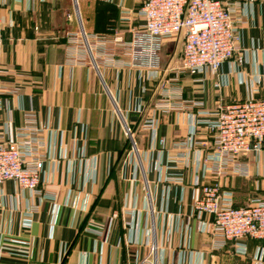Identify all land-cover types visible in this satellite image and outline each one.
Returning <instances> with one entry per match:
<instances>
[{"label":"crops","instance_id":"1","mask_svg":"<svg viewBox=\"0 0 264 264\" xmlns=\"http://www.w3.org/2000/svg\"><path fill=\"white\" fill-rule=\"evenodd\" d=\"M120 1L0 0V141L12 139L25 114L34 112L45 140L41 188L56 195L55 201L43 199L14 180L1 185L0 264H134L135 251L141 260L148 255L149 239L159 264H252L264 240L248 239L244 255L232 242L213 250L211 236L199 231L193 215L201 186L215 179L197 163L198 154L212 146L194 144L187 160L170 168L168 158L179 150L176 143L188 140L196 121L214 120L216 111L252 93L264 98V0H224L240 3L237 53L243 62L229 60L218 74L182 76L173 85L183 100L201 104L186 102V108L169 111L155 106L180 64L183 34L165 39L156 77L150 69L124 65L129 56L114 38L131 39L144 21L138 14L144 0ZM122 9L131 11L128 20ZM81 23L87 33L107 40L112 56L96 55L98 68L91 58L82 62L70 53ZM150 117L158 120L164 144L145 126ZM211 138L208 126L200 124L194 140ZM239 161L247 175L216 179L233 191L235 205L264 199V144ZM178 175L182 181L174 179ZM32 207L36 211L29 216ZM182 221L190 232L186 247Z\"/></svg>","mask_w":264,"mask_h":264},{"label":"built area","instance_id":"2","mask_svg":"<svg viewBox=\"0 0 264 264\" xmlns=\"http://www.w3.org/2000/svg\"><path fill=\"white\" fill-rule=\"evenodd\" d=\"M123 2L124 0L120 1L122 5ZM239 7V2L226 3L224 0H144L138 10L144 21L132 30L131 39L124 40L122 36L114 38L115 44L122 46L124 54L129 56L124 65L150 69L156 77L161 68L165 39L179 34H183L184 38L180 64L174 69V76L162 85V100L156 103L157 110H182L187 107L185 104L190 100H183L182 92L173 85L182 76L198 78L206 76L208 72L218 74L223 64L229 60L235 58L238 63L243 62V56L237 53L242 49L243 20L237 15ZM76 14L80 20L77 10ZM122 14L128 20L131 11L122 9ZM71 37H75L73 41L76 47L70 53H76L82 62L89 57L98 68L96 55L112 56L107 51V40L87 33L82 23ZM3 41V26L0 22V52ZM190 103L192 106L201 104L193 101ZM214 114V120L204 123L196 121L188 140L174 145L179 150L169 156L168 167L187 160L194 144L212 146L207 154H198L197 163L215 179L201 186V195L193 205V215L199 219V231L211 236L210 246L213 250L226 248L232 242L235 252L244 255L248 250V239L264 240V199L255 197L248 205L236 206L233 191L224 188L216 178L229 173H249L248 167L239 161V157L262 150L264 98L252 93ZM200 124L207 125L211 130V140H194ZM145 126L154 133L156 143L164 144L165 140L158 136V120L155 117L146 119ZM125 128L126 134L132 138L130 127L126 125ZM44 146L45 140L36 115L34 112H27L23 124L16 128L14 137L0 141V192L1 185L6 180H14L21 188L39 194L43 199L56 200L55 194L41 188ZM174 179L182 181L183 177L178 175ZM194 182L198 184L199 178ZM35 211L36 208L32 207L29 216ZM26 220V225H30V219ZM179 230L184 237L182 246H189L190 232L184 221ZM128 243L140 244L134 238H129ZM145 244L149 248L148 255L141 260L139 250L135 251L134 264H159L154 240L149 239ZM253 260L252 264H264V246L257 247ZM198 264L206 263L201 261Z\"/></svg>","mask_w":264,"mask_h":264},{"label":"water","instance_id":"3","mask_svg":"<svg viewBox=\"0 0 264 264\" xmlns=\"http://www.w3.org/2000/svg\"><path fill=\"white\" fill-rule=\"evenodd\" d=\"M76 10H77V12H78V15H79V17H80V20H81L80 11H79V7H78V5H77V2H76Z\"/></svg>","mask_w":264,"mask_h":264},{"label":"trees","instance_id":"4","mask_svg":"<svg viewBox=\"0 0 264 264\" xmlns=\"http://www.w3.org/2000/svg\"><path fill=\"white\" fill-rule=\"evenodd\" d=\"M128 140H129V144L131 145V142H130V139H129V138H128ZM130 145H129V146H130ZM236 206H238V205H236Z\"/></svg>","mask_w":264,"mask_h":264}]
</instances>
